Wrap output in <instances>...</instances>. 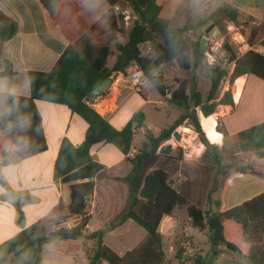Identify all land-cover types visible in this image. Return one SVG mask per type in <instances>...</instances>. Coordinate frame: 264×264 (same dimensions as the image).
<instances>
[{
    "label": "crops",
    "instance_id": "1",
    "mask_svg": "<svg viewBox=\"0 0 264 264\" xmlns=\"http://www.w3.org/2000/svg\"><path fill=\"white\" fill-rule=\"evenodd\" d=\"M62 1L0 0V17L11 20L16 26L15 34L9 40L0 39V73L7 70V63L10 66V74L0 75V109L3 112L7 111L3 95L30 97L29 72L51 71L68 47L70 42L67 35L56 23L57 16L60 21H68L67 14H70L69 11L59 10ZM237 1L239 2V0H156L161 7L159 18L166 22L169 28L188 27L196 35L202 34L211 25L214 26L213 29L221 30L215 25V21L223 22L229 9L241 11L242 8L237 5ZM247 3L250 8L245 11V14L251 19L249 23L251 25L264 23V19L255 10L256 1L247 0ZM73 4H71V13ZM120 5H117L119 9ZM109 9L110 5L106 0H86L79 4L78 16L82 19L86 29L73 42V45L88 61L94 60L101 47H110L111 54L107 59V68L111 67L115 58V44H125L128 41L129 33L137 20L134 17L131 25L129 21L131 17L127 15L117 20L118 29L112 31L111 19L105 18ZM129 10L131 9L126 7L125 13H128ZM118 11L115 10L116 14H119ZM221 18L222 20H219ZM2 25L0 21V28ZM81 28L83 29V27ZM195 47V44L191 46L189 69L183 68L178 60H173L162 66V72L165 73L163 74L165 80L166 78L187 80L188 93L190 94L193 90L198 91L201 93L202 99L206 100L211 87V79L206 78L209 84L205 90L200 88L199 72L194 75L192 80L194 58L197 56L194 52ZM220 60L226 62L228 59L222 54ZM232 63L235 66V62ZM165 65H171V71L176 68L192 73L191 75L176 74L169 78L165 72ZM145 86L154 88L147 79L143 80L139 92H136L131 84H125L114 110L101 115L117 130H122L138 111L144 114L145 120L143 126L135 130L131 151L127 156L110 143L101 142L92 146L93 161L103 165L104 168L94 177L95 189L88 205L90 219L86 233L89 235L104 230L103 243L119 255L133 250L146 239L147 233L143 228L134 221L121 217L131 203L133 190L131 184L125 179L132 169L128 157L132 158L142 151H147L150 152L149 160L154 163V166L150 167L149 172H144V177L156 169L164 170L169 175L171 186L187 200V204L177 206L171 215H165L159 225L167 263L181 264L176 259V248L178 245H182L187 249V254L191 255L192 249L186 239L190 236L191 240L196 242V238L188 232L185 224L189 223L194 229L199 230L192 225L188 208L189 206L199 208L190 204L189 201L192 200L191 197L200 196L201 191L196 183L197 178L195 176L190 178L186 174L187 159L180 155L181 152L174 140L170 138L161 141L154 153L151 152L148 133L155 138L159 137L163 130L169 129L183 115L191 113L193 106L190 110H185L171 104L159 93L157 99L148 98L144 92ZM226 89L228 88L225 87ZM231 89L233 103L218 105L216 112L209 116L215 115L217 121L213 128L222 137L219 143H210L217 149V153L212 150L207 151L201 142V147L197 151L198 155L202 151L204 152L201 158L204 157L206 163H214L216 166L215 156L219 155L222 162L226 138L234 139L233 144L237 145L238 134L241 131L264 122V80L252 74H245L234 80ZM224 92L222 91L218 95L217 102L223 98ZM137 95L143 97L141 104H138ZM34 104L41 117L48 149L34 157L10 164L0 162V209L5 210L7 214L6 220L1 224L0 244L43 218L57 206L60 200L66 206L71 201L70 183L57 182L53 179L54 165L62 141L68 139L74 146H79L85 140L88 124L65 105L41 100H34ZM148 105L151 107L146 110ZM195 110L202 127V119L205 116L199 108ZM150 113L151 117H149ZM188 121L189 119L186 118L183 124H188ZM183 124L175 131L179 132ZM188 125L194 128L193 125ZM219 126L222 127V130L219 129ZM202 130H204L203 127ZM204 133L207 135L205 131ZM208 140L210 142L209 138ZM168 144L173 145L171 153L162 154L160 150ZM236 158L240 162L238 170L226 179L225 185L219 192L217 186L214 193H218L219 199L208 202L206 210L223 212L264 192V157H258L253 151L243 152L238 149ZM159 163L161 166H158ZM244 166L247 167V171L240 172ZM223 175L225 176V174ZM214 180L219 181L218 178H214ZM212 188L213 185L206 193L207 198ZM12 193L21 201V210L24 213L23 222L18 221ZM216 201H219L218 206ZM199 209L206 211L202 208ZM79 221L80 218L75 217L65 225L73 227ZM109 224H112L111 228H107ZM179 232H183L182 238L177 237ZM106 238H109V244H107ZM82 242H84L83 239L51 240L43 248L41 264H87L91 252L84 253L81 247ZM88 242H90V245L88 244L89 251H93L96 241L88 240ZM225 253L228 252H221L212 264H252L235 254L229 258ZM203 255L205 254L203 253ZM234 255L238 258L233 257ZM185 264L190 263L186 262Z\"/></svg>",
    "mask_w": 264,
    "mask_h": 264
},
{
    "label": "trees",
    "instance_id": "2",
    "mask_svg": "<svg viewBox=\"0 0 264 264\" xmlns=\"http://www.w3.org/2000/svg\"><path fill=\"white\" fill-rule=\"evenodd\" d=\"M75 1L63 0L59 8L61 11L70 12L67 14L68 21H60L58 16L56 18V23L67 35L70 43L53 69L49 72H29L30 97L3 95L7 111L0 109V162L3 164L31 158L48 149L34 100L65 105L87 122L88 129L83 143L74 146L68 139H64L54 165L53 179L70 183L71 201L66 206L60 200L43 218L0 244V264H41L44 246L54 239L95 240L96 245L87 264H170L166 261L159 225L165 215H171L177 206L187 204V200L171 186L169 175L164 170L156 169L144 177L143 169L151 158L150 152L142 151L132 158L128 157L132 169L125 179L133 190L131 203L121 217L130 219L143 228L147 233L146 239L133 250L119 255L103 243L104 230L89 235L86 233L90 219L88 205L95 189L94 177L104 168L93 161L92 146L101 142L110 143L127 156L131 151L135 130L143 126L145 116L138 111L122 130H117L88 106L85 98L113 73L124 72L131 62L141 66L147 80L165 97L169 88L162 74V66L178 60L183 68H190L192 45L183 36L189 28H169L168 24L159 18L161 7L156 0H106L110 9L105 18L111 19L112 31L118 29L117 20L123 18V15L116 14L114 9L119 4L126 3L139 20V23L132 27L128 41L125 44H115L116 55L111 67L107 68L110 47H101L94 60L88 61L73 45L75 38L86 29L78 16V6L86 0ZM71 4L74 5L72 13ZM224 19L243 32H246L243 28L248 27L247 36L252 45H264V23L251 25L249 22H241L235 9H229ZM0 21L3 24L0 28V39L9 40L15 34L16 26L14 22L3 17H0ZM159 37L162 42L157 41ZM144 44H152L153 56L143 55L141 47ZM199 46L200 41L196 44L194 52L195 55L202 56ZM224 50L229 55V62H235L231 83L245 74H252L264 80L263 55L249 52L237 58L234 49L228 44L224 45ZM9 67L7 63V70L0 75L10 74ZM225 74V71L221 70L216 77L211 78L206 100L202 99L198 91L188 93L187 80L177 81L178 86L167 101L185 110H190L193 106V110L183 115L169 129L163 130L159 137L155 138L149 134L151 152L155 153L160 142L170 139L173 132L188 118L200 134V140L206 150L217 153V149L208 142L202 132L195 109L199 108L205 117H209L216 112L218 105L233 103L232 85L223 98L216 101L220 81ZM237 146L240 151H253L258 157H264V122L241 131L238 134ZM215 161L220 165L219 155L215 156ZM246 171V166L240 169V172ZM216 189L215 185L211 190ZM212 191L208 194L209 199ZM12 196L18 221L23 222L21 201L13 193ZM216 205H219V201H216ZM188 212L192 225L200 231L206 230L209 249L207 254L203 255L198 246L193 245V248L190 245V255L184 246L178 245L176 259L181 264H212L221 252L238 255L252 264H264V192L223 212H213L211 209L202 211L195 206H189ZM75 217L80 218L78 224L73 227L65 226L66 222ZM111 227L112 224L107 226Z\"/></svg>",
    "mask_w": 264,
    "mask_h": 264
},
{
    "label": "rangeland",
    "instance_id": "3",
    "mask_svg": "<svg viewBox=\"0 0 264 264\" xmlns=\"http://www.w3.org/2000/svg\"><path fill=\"white\" fill-rule=\"evenodd\" d=\"M255 1H256L255 10L259 14V16L264 19V0H255ZM204 5H206V4H204ZM204 5H202V6H204ZM237 5L242 8L241 11L238 10L241 22H249L251 19L249 17H247V15L245 14L246 13L245 11L250 8L248 3H247V0H239V2L237 1ZM126 7H128V5L126 3L121 4L118 13L119 14L123 13L122 14L123 17L129 15L131 17L129 21L132 25L133 19H134V17H136V15L132 10H129L128 13H125ZM219 20H222V18ZM227 23H228V21H226V20H224L221 23L220 22L218 23L215 21V25L218 26L223 31H225V27H226ZM191 27H192V25H191ZM243 29H244V31H246L244 33L248 34V32H249L248 27L247 28L245 27ZM191 30L192 29L186 30L184 32L183 36L186 38V40L191 45H193V44L196 45L200 41L202 36L204 35V32L202 34L200 33L199 35H196ZM157 41L162 42V39L159 37L157 39ZM141 48H142L143 55L146 57H151L154 54L152 44H144V45H142ZM222 54H224V56L227 57V59H228L229 55L225 50H223L220 55H222ZM113 61H114V59H113ZM194 63H195L194 67L192 69L193 70L192 80H193L194 75H196V73L199 72V84H200V88L202 90H205L208 87L209 83L206 80V78L211 79L213 77H216L218 74V71H221V70L225 71L226 74L224 75V77L220 81V86L218 89V95H220L222 91L226 92L227 90H229L230 86L233 85L234 82L231 83V79H232V73H233L235 66L233 65L232 62H229V60H227L226 62H222L220 60L219 56L216 57L214 60H212V59H208L205 54H202V56H196L194 58ZM190 66H191V63H190ZM164 68H165L166 75L169 78L175 76L176 74L184 73L185 75L186 74L191 75V73H192L190 71L188 72V71H184V70H178L176 68H175V70L171 71V65H165ZM162 74H165V73L162 72ZM178 80H180V79H176V78L175 79H167L166 78L165 81H166L167 86L171 87V85L169 86V84H173V82L178 81ZM125 84H127V83H125ZM225 87H227L228 89L225 90ZM144 92H145V94L148 95V98H151V99L159 98V94H158V92H156V90L154 88H147L145 86ZM137 99H138V104H141L143 102V97L141 95H137ZM134 106H136V104ZM150 107H151V105H148L146 107V110H148ZM151 116L152 115L150 113L149 117H151ZM160 116L163 117V115H160ZM214 117H215V115H214ZM188 124L193 125L191 120L188 121ZM188 124L186 123V124H183L182 126L190 127ZM201 129H202V127H201ZM219 129L222 130V127L219 126ZM194 130L196 131L195 127H194ZM202 132L204 133L203 130H202ZM197 134H198V137L200 139V134L198 132H197ZM148 135H149V133H148ZM204 135H205L206 139L208 140L207 135L205 133H204ZM171 138L175 141L173 136ZM208 142H209V140H208ZM149 143L151 145V142H149ZM209 143H212V142H209ZM233 143H234V139L226 138L225 146H224L225 151H224V155L222 156V162L220 165H217V166L214 163H206V160L204 159V157L203 158H201V157L200 158H186L187 159L186 174L190 178H192L194 176L197 178L196 183L199 186L200 191H201L200 196H197L194 198L191 197L192 200L189 201L190 204L196 205L199 208L206 210L208 208V202H211L215 199L216 200L219 199L218 193H214L215 192L214 190L213 191L211 190L212 193L214 194L212 199L208 200L206 193L210 190L212 185L218 186V192H219V190L225 185L226 179L238 170L239 165H240L238 158H236V151L238 150V149L236 150V148H238V146L233 144ZM180 152H181V150H180ZM181 155H182V152H181ZM153 166H154V163H152L151 160L148 159L147 162L145 163V166L143 169V175H144L145 171L149 172L150 167H153ZM158 166H161V163H159ZM223 174H225V176ZM214 178L215 179L218 178L219 181L217 182L216 180H214ZM213 180L215 181L216 184H214ZM190 183H192V182H190ZM6 218H7L6 211L0 209V230H1V224L4 220H6ZM65 226H67V225H65ZM185 226L187 227L188 232L190 234L194 235L196 238V242H195L194 240H191L192 237L188 236V239H186V241L188 240V242H189L188 245L189 246L191 245V247H193V245L198 246V249H200L204 254H206V252H208V249H209V246L207 243V237H206V230H204V231L196 230L191 226V224L189 225V223H186ZM183 232H184V230H183ZM183 232H179L177 237L182 238L184 236ZM106 242H107V244H109V238H106ZM89 243L90 242H88V241H84L81 244V247L83 248L84 253H86V254H88L89 252H91L90 254H92V252H93V251H89V248L86 247V245ZM93 247H95V244ZM77 248H79V247H77ZM225 255H227L230 258V257H232L233 254L225 253ZM233 257L238 258V256H235V255ZM229 258H227V259H229ZM240 259H242V258H240Z\"/></svg>",
    "mask_w": 264,
    "mask_h": 264
},
{
    "label": "built area",
    "instance_id": "4",
    "mask_svg": "<svg viewBox=\"0 0 264 264\" xmlns=\"http://www.w3.org/2000/svg\"><path fill=\"white\" fill-rule=\"evenodd\" d=\"M118 11L119 7L114 8ZM228 44L232 49H234L237 58L243 55L254 52L260 55H264V46L262 45H252L249 41L247 34H245L241 29H239L233 23H229L225 27V31L214 28L207 35V53L205 54L208 59L214 60L219 56L224 50V45ZM111 84L107 91L102 95L92 97L89 95L85 98V103L94 109L98 114L104 115L112 112L116 106L118 97L121 93L122 87L127 84H131L136 92H139L143 80H145V74L141 66L136 62H131L124 72H115L110 76ZM178 86L177 82H173L171 87L166 91L165 99L169 100L172 97V92L175 87ZM181 134L180 141H174L175 145L181 150L182 156L184 158H199L200 155L196 149L190 146L189 138L190 136L179 131ZM195 138L201 142L196 132ZM204 147V144L201 142Z\"/></svg>",
    "mask_w": 264,
    "mask_h": 264
},
{
    "label": "water",
    "instance_id": "5",
    "mask_svg": "<svg viewBox=\"0 0 264 264\" xmlns=\"http://www.w3.org/2000/svg\"><path fill=\"white\" fill-rule=\"evenodd\" d=\"M138 23H139V20H136L135 24H138ZM213 27H214L213 25L209 26L205 30L204 35L202 36V38L200 40L199 51H200L201 54H206L207 53V49H208L207 35L210 33V31L213 29ZM145 79H147L146 76H145ZM110 84H111V79L110 78L105 79L104 82L99 87L94 89L91 92L90 95L92 97H96V96L102 95L105 91H107V89L109 88ZM172 136L174 137V139L176 141H180V139H181V134L178 131H174ZM172 149H173V145L172 144H168L163 149H161L160 152L162 154H170Z\"/></svg>",
    "mask_w": 264,
    "mask_h": 264
},
{
    "label": "bare ground",
    "instance_id": "6",
    "mask_svg": "<svg viewBox=\"0 0 264 264\" xmlns=\"http://www.w3.org/2000/svg\"><path fill=\"white\" fill-rule=\"evenodd\" d=\"M214 125H216V119L215 117H203L202 119V127H203V131H205L206 133L208 131H213L214 130ZM180 131L181 132H185L187 133L190 138H189V142H190V146L194 149H196V151H198V149L201 147V144H200V141H198L196 138H195V131H194V128L193 127H188V126H182L180 128ZM215 133H217L215 130H214Z\"/></svg>",
    "mask_w": 264,
    "mask_h": 264
},
{
    "label": "clouds",
    "instance_id": "7",
    "mask_svg": "<svg viewBox=\"0 0 264 264\" xmlns=\"http://www.w3.org/2000/svg\"><path fill=\"white\" fill-rule=\"evenodd\" d=\"M207 136L210 139V142H212V143H219L220 140L222 139L221 134L215 133L214 130L213 131H208L207 132Z\"/></svg>",
    "mask_w": 264,
    "mask_h": 264
}]
</instances>
